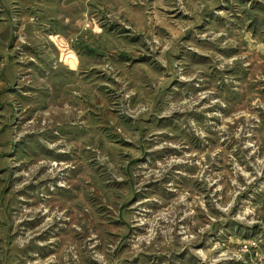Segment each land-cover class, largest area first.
<instances>
[{"label":"rangeland","instance_id":"obj_1","mask_svg":"<svg viewBox=\"0 0 264 264\" xmlns=\"http://www.w3.org/2000/svg\"><path fill=\"white\" fill-rule=\"evenodd\" d=\"M0 264H264V0H0Z\"/></svg>","mask_w":264,"mask_h":264}]
</instances>
